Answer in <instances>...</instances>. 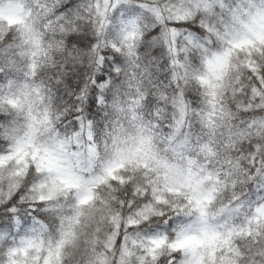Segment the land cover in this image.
<instances>
[{"label":"clouds","instance_id":"1","mask_svg":"<svg viewBox=\"0 0 264 264\" xmlns=\"http://www.w3.org/2000/svg\"><path fill=\"white\" fill-rule=\"evenodd\" d=\"M0 264H264V0H0Z\"/></svg>","mask_w":264,"mask_h":264}]
</instances>
